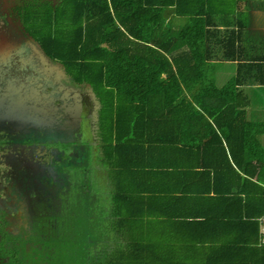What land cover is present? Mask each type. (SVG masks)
I'll use <instances>...</instances> for the list:
<instances>
[{"label": "trees", "instance_id": "1", "mask_svg": "<svg viewBox=\"0 0 264 264\" xmlns=\"http://www.w3.org/2000/svg\"><path fill=\"white\" fill-rule=\"evenodd\" d=\"M69 1L59 5L51 0L47 4L49 11L58 7L55 21L73 14V26L57 30L55 48L47 46L52 38L46 42L42 35V39L52 56L79 65L83 74L75 79L96 83L101 136L90 158L93 153L101 155L107 170L103 181L113 188L118 211L107 214L101 206L95 207L98 181H93L88 190L91 207L85 209L81 204L76 207L79 216L37 223V237L22 240L24 251L8 249V241L0 237V264H35L38 258L36 264H205L220 260L264 264V186L257 183H251L259 188L247 205H234L236 212L219 200L214 202L220 214L232 219V237L228 234L227 243L223 241L219 247L224 250L206 256L190 246L178 250L168 242H175L173 235L164 237L157 227L160 224L154 221L160 211L161 180L168 198L173 174L178 173V184L188 188L193 186L185 175L198 167L211 179L215 172L225 178V168L231 166L228 152L241 170L250 174L254 169V178L264 182L263 173L257 174L258 160L264 165V158L249 159V171L236 158L238 152L264 150L263 142L250 143L264 124L253 129V122L244 132L232 131L234 135H230V130L241 129L234 124L230 130L222 128V136L214 132L209 140L198 141L194 134L199 119H213L217 126H224L226 114L239 113L232 105L241 82L232 79L217 87L209 74L215 65L209 62L226 53L242 57L247 39L234 29L222 31L212 25V15L204 13L207 7L202 4L198 8L195 0H179V7L173 9L176 0ZM33 2L28 0L25 8L31 9ZM250 8L264 10V0L258 6L250 2ZM237 42L243 44L237 46ZM251 130L253 139L246 140ZM87 137L80 139L79 163L84 161ZM225 190L221 187L218 193ZM182 191L183 187L179 193ZM37 196L41 193L23 197L25 211L34 202L35 210L30 212L35 218L49 216L51 211V215L60 214L54 204H44L35 199ZM58 244L65 247L59 249ZM29 252L31 259H25Z\"/></svg>", "mask_w": 264, "mask_h": 264}, {"label": "flooded vegetation", "instance_id": "2", "mask_svg": "<svg viewBox=\"0 0 264 264\" xmlns=\"http://www.w3.org/2000/svg\"><path fill=\"white\" fill-rule=\"evenodd\" d=\"M14 12L13 0H2L0 187L3 191L15 190L14 194L20 198L18 204L13 202L12 212L8 209L10 204L0 200V214L6 212L7 215L0 227L5 229L12 225L10 231L17 233L32 227L28 222L23 224L24 220H28L27 217L22 222L14 217L15 210H24L21 207L25 203L24 198L28 194L40 192L41 196L35 199L43 200L44 204L50 201L52 204L53 199L48 190L51 185L64 184L62 175L55 172L57 164L54 162L57 158L39 141L47 136L55 140L52 136L56 137L60 132L59 137L76 145V151L72 146L73 150L80 154V139L88 136L89 126H96L100 111L89 84L73 80L66 68L57 65L56 58H47L37 42L23 29L19 16L15 17L18 12ZM4 24L7 26L2 27ZM59 122L64 128L57 125ZM29 134L39 138V141L32 143L27 140ZM1 144L7 148H1ZM34 144L37 145L31 148ZM64 148L71 150V146ZM30 206L31 204L28 208ZM33 207L35 208L34 202Z\"/></svg>", "mask_w": 264, "mask_h": 264}, {"label": "crops", "instance_id": "3", "mask_svg": "<svg viewBox=\"0 0 264 264\" xmlns=\"http://www.w3.org/2000/svg\"><path fill=\"white\" fill-rule=\"evenodd\" d=\"M179 0H176L173 8L179 7ZM198 8L203 4L207 7L205 14L212 15V25H216L222 31H229L234 29L240 33L243 38H246V50L242 57L238 54L226 53V56L217 55L209 63L215 67L209 74L216 79L217 87H222L223 84L229 83L232 79L241 82L237 88L234 104L232 108L239 113L233 115L226 114L224 126H217L213 119L203 121L199 119L197 127L194 131L196 140H209L217 132L222 136L221 129L230 130L233 125L241 127L240 130H230V135H234L232 131H237L236 134L247 130L248 125L255 123L253 127H260L264 124V10L251 9L250 2L254 6H258L263 0H238L237 5L226 7L224 0H195ZM240 4H245L241 9ZM235 9V13H231V9ZM168 13L165 19L168 18ZM217 19H216V17ZM170 19V18H169ZM189 19V18H186ZM242 20V22H241ZM215 27H212L215 28ZM250 31H257V34H251ZM248 36V37H247ZM252 38V39H251ZM241 42H237L240 46ZM217 66L220 68L214 72ZM252 136V130L249 132L247 139ZM251 144L255 141L264 143V125L263 129L256 135L254 140H250ZM250 144V145H251ZM231 166L225 168V178L220 177L215 172V178L208 177L199 167L187 173L185 177L189 176L193 187L188 188L185 185L178 184L179 174L171 176L172 194L167 198L166 187L161 180L160 188L162 191L161 200L159 201V213L154 218V221L159 223V232L165 236L173 235V241H168L174 245L178 250L183 246H190L197 249L199 253L206 256L209 253H214L219 250L220 244L225 241L227 243L228 234L232 237L229 224L232 219L223 216L218 212L214 202L219 200L227 209H232L236 212V207L247 205L251 199V195L259 187L251 185V183L264 186V182H258L254 177V169L252 173L241 170L235 160L231 158L228 152ZM236 158L242 161V166L249 171L252 166L248 160L251 158H264L263 151L238 152ZM175 163V158L170 160ZM258 173L264 175L263 162L259 161ZM177 169L183 170L179 166H174ZM239 174L237 175L235 171ZM214 176V172H213ZM183 187L182 193L179 190ZM226 189L218 193L220 188ZM120 192H123L122 188ZM224 194V195H223ZM235 199V201H234ZM234 205L236 206L234 208ZM147 207V206H146ZM174 234L181 236H174ZM261 235L264 242V218H262ZM205 264H237L220 260L218 262Z\"/></svg>", "mask_w": 264, "mask_h": 264}, {"label": "rangeland", "instance_id": "4", "mask_svg": "<svg viewBox=\"0 0 264 264\" xmlns=\"http://www.w3.org/2000/svg\"><path fill=\"white\" fill-rule=\"evenodd\" d=\"M51 0H34L33 5L30 8H25L28 5V0H13V8L15 10V14L18 11V14L15 15L16 18H20V23L23 27V29L31 36L33 40H35L40 47L43 54L48 58L52 56L50 53L47 52V46H53L55 48V39L57 35V30L59 29H69L73 26L74 23V16L73 14L67 15L65 20H58L55 21V16L57 13V6L52 8V11H49V5L47 4ZM53 3L62 5L66 2H70L69 0H52ZM225 2L227 0H224ZM2 0H0V7H1ZM238 0H228L226 3V7H231L233 5H237ZM241 9L245 7V4H240L239 6ZM231 13H235V9H231ZM81 26L85 27L84 23H79ZM2 27H6L7 24L1 25ZM42 35L46 37V42L49 41V38L51 39V42L46 46L43 42ZM54 57V56H52ZM55 58V57H54ZM57 59V58H56ZM57 65L62 68H66L70 72L71 78L74 80L78 76H82L81 68L77 63H68L67 60H61L57 59ZM77 80V79H76ZM84 83H88L91 88V93L93 97L96 99L97 103L100 105L101 101L98 97V91L96 92L95 89L96 83L87 81L86 79H83ZM78 81V80H77ZM80 82V81H79ZM98 93V94H97ZM94 103V101H93ZM100 118V113H98L97 116V123L96 126L93 125L91 128L89 126L88 131V137L84 141V144L86 146V153L83 155L84 161L83 163H79V153L76 151V145H73L71 141H65L63 138H60V134H56L55 136H52V140L50 136L44 137L39 141V138L36 136L29 134V138L27 140L31 141H39L40 143H43L50 152L54 154L55 159L57 158L56 162L54 164H57V167L55 168V172H57L59 175H62V179L64 181V184L60 186L51 185V188L48 190V194L51 196V203L54 204L55 208L60 211L59 215H51L53 214V211L51 213L47 214L49 216H43L40 215L38 218H35L31 214L30 211L35 210L33 205L30 206L26 211L23 209L15 210L14 217L15 219L22 222V220L26 216H30L31 219L34 221V224H32V227L27 230H20L19 232L12 233L10 231L11 226L2 229L1 230V239L4 241H8L5 243V246L8 249H12L14 247L24 251L23 247V241L26 240L27 242L31 241L30 239L36 238L38 235V231H36L35 225L38 223H53L57 219L61 218H69V217H76L79 216L76 212V207L79 209L81 207V204H83L85 209H89L92 204V200L89 198V192L91 190V182L98 181V190H97V197L94 195V203L95 207L99 209V206L102 207L104 211L107 212V214H113L118 211L117 206V198L112 196L114 195V192L111 191L113 188L108 183L104 182L103 179L107 175V170L101 160V155L98 153H93L92 158H90V151L96 148V145L100 143L99 137L101 136L100 128L98 126ZM95 130V131H94ZM90 139H93L91 142ZM103 143V140L101 141V144ZM95 144V145H94ZM100 144V145H101ZM99 145V146H100ZM71 146V150H68L64 147ZM75 148L73 150V147ZM80 149L83 148V146H79ZM87 160H90V162L86 163ZM96 175V178L93 176ZM98 178V180H97ZM7 185V184H6ZM25 187V185L22 183ZM18 185H16L17 187ZM14 187V189L16 188ZM54 188V189H52ZM85 188V189H84ZM84 189V193H83ZM89 190V192H88ZM83 193L80 195V193ZM15 190L12 191H3L0 187V200H3V203L10 204L8 209L12 212L13 210V202L18 204V199L20 196L14 194ZM80 196V198L78 197ZM55 201V202H53ZM81 202V203H80ZM25 203H22V208ZM6 209V208H5ZM98 211V210H97ZM6 212H3L0 214V221L3 223L4 219L6 218ZM11 217V216H10ZM11 224V222H10ZM23 224H27V221H23ZM104 228V226H103ZM61 241H65L64 238L61 239ZM65 246L62 244H58L59 249H63ZM32 256V253L29 252L28 256L25 259H29ZM31 259V258H30ZM39 258L36 263H39Z\"/></svg>", "mask_w": 264, "mask_h": 264}, {"label": "water", "instance_id": "5", "mask_svg": "<svg viewBox=\"0 0 264 264\" xmlns=\"http://www.w3.org/2000/svg\"><path fill=\"white\" fill-rule=\"evenodd\" d=\"M10 95H11V94H10ZM57 125H59L60 127L64 128V125L61 124L60 122L57 123ZM57 130L59 131V129H57ZM55 134H56V132H55ZM58 134H60V132H58ZM31 142L33 143V142H37V141H31ZM35 145H37V144L31 145V148H32L33 146H35ZM15 146H17V144H16ZM43 146H45V145H43ZM1 148H7V146L4 145V144H1Z\"/></svg>", "mask_w": 264, "mask_h": 264}]
</instances>
